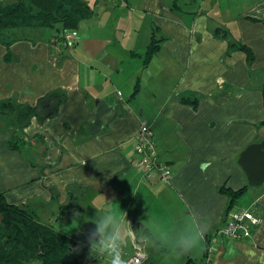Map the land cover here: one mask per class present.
I'll return each instance as SVG.
<instances>
[{"label": "crops", "instance_id": "obj_1", "mask_svg": "<svg viewBox=\"0 0 264 264\" xmlns=\"http://www.w3.org/2000/svg\"><path fill=\"white\" fill-rule=\"evenodd\" d=\"M177 3L99 0L93 17L67 31L78 34L72 46L63 31L0 43V98L36 106L52 92L64 97L52 117L32 120L24 140H11L10 130L0 141L1 161L14 160V168L0 171V191L76 237L83 264H106L88 246L106 208L127 212L134 231L145 221L144 235L153 225L172 234L192 216L203 221L194 252L154 248L137 232L123 249L127 261L145 253L143 264H264V187H250L253 202L239 204L262 219L251 236L217 235L228 223L221 188L248 185L238 159L264 140V0ZM217 28L254 51L253 65L214 37ZM155 35L161 49L146 64ZM143 122L152 126L160 161L172 169L169 182L143 177L136 151Z\"/></svg>", "mask_w": 264, "mask_h": 264}, {"label": "trees", "instance_id": "obj_2", "mask_svg": "<svg viewBox=\"0 0 264 264\" xmlns=\"http://www.w3.org/2000/svg\"><path fill=\"white\" fill-rule=\"evenodd\" d=\"M174 4H178L177 0H174ZM94 14V8L86 0H0V43L10 47L19 40L12 36L24 27L56 28L60 25L62 27L57 29L58 33L78 29L83 20ZM213 35L216 39L228 41L231 50L244 52L248 64L253 65L256 60L254 51L241 42L233 41L228 30L217 28ZM162 41L156 35L151 38L144 55L146 64L160 51ZM60 95V92L47 94L36 106L12 100L3 101L0 102V114L6 115L10 124L23 132L34 118L41 122L57 113L64 103V97L61 98ZM192 102L197 104V101ZM14 138H18L16 134ZM250 187L247 185L236 191L221 188V192L229 199L227 219L230 211L244 208L237 201ZM249 227L253 229L251 225ZM76 239L59 231L54 225L41 221L27 207L10 203L5 192L0 191V264H83L84 251L73 247ZM211 244L212 241L208 238L205 250L207 259Z\"/></svg>", "mask_w": 264, "mask_h": 264}, {"label": "clouds", "instance_id": "obj_3", "mask_svg": "<svg viewBox=\"0 0 264 264\" xmlns=\"http://www.w3.org/2000/svg\"><path fill=\"white\" fill-rule=\"evenodd\" d=\"M74 215L78 217L80 214L76 212ZM94 223L97 227L88 235L90 255L93 258L105 260L106 264H128L124 258L123 249L136 236L137 232L141 233L139 239L149 243L152 247L170 245L181 254L194 252L199 247L204 234L203 221L192 216L185 222L183 228L172 234L153 225L149 229V233L144 235V230L149 227L148 224L141 221V229L134 231L127 219V212L120 208L118 210L106 208L104 214L98 215Z\"/></svg>", "mask_w": 264, "mask_h": 264}, {"label": "built area", "instance_id": "obj_4", "mask_svg": "<svg viewBox=\"0 0 264 264\" xmlns=\"http://www.w3.org/2000/svg\"><path fill=\"white\" fill-rule=\"evenodd\" d=\"M78 37L77 32H68L64 37L67 46H72ZM136 151L140 156V166L143 175L148 178L160 177L164 181L171 179L172 173L168 165L159 161L157 143L154 138L152 126L146 122L140 125L137 135ZM262 219L252 211L245 208L232 210L228 214L227 225L217 232V235H225L229 238H248L251 236L250 227L258 226ZM148 259L144 253H138L132 256L128 264H143Z\"/></svg>", "mask_w": 264, "mask_h": 264}, {"label": "rangeland", "instance_id": "obj_5", "mask_svg": "<svg viewBox=\"0 0 264 264\" xmlns=\"http://www.w3.org/2000/svg\"><path fill=\"white\" fill-rule=\"evenodd\" d=\"M5 2H8L10 0H4ZM89 2V4L93 7H95V1H99V0H86ZM101 1V0H100ZM183 1V0H181ZM231 0H225L226 4L229 5ZM136 5V4H135ZM96 10H99V7H96ZM60 25H58L56 28H48L45 27L44 31H42L41 29H39L38 27H24L19 29L18 31H16L15 36H12L13 39H17V38H23V39H27L30 41H35L38 40L40 38H45L48 34H54V33H58L57 29H60ZM43 32V37H42V33ZM62 32V31H61ZM8 98V97H6ZM4 98L5 100H3L2 98H0V102L3 101H7L9 100ZM12 100V99H10ZM14 101V100H12ZM10 130H15V134L17 135L18 138H20L21 140H23V136H24V131L21 132V130H16L9 122V119L6 115L0 114V141H3L11 134ZM11 139L14 137H10ZM14 140V139H13ZM0 148H1V144H0ZM159 152V151H158ZM0 164H5V165H0V171L2 173H5L6 171H8V169H12L14 168V160H7L5 163L3 161H1L0 159ZM172 170V169H171ZM14 183V179L11 181H8V184L10 185V187L16 185L13 184ZM264 187V185L262 186ZM251 194V193H250ZM249 193L244 194L241 198L238 199L237 203L240 205H244V206H249L252 202H253V198L251 197ZM26 207V206H25ZM40 218L43 219L44 214H39ZM124 255V254H123ZM32 264H41L39 262H34Z\"/></svg>", "mask_w": 264, "mask_h": 264}, {"label": "water", "instance_id": "obj_6", "mask_svg": "<svg viewBox=\"0 0 264 264\" xmlns=\"http://www.w3.org/2000/svg\"><path fill=\"white\" fill-rule=\"evenodd\" d=\"M238 164L243 169L248 185H264V140L250 144L240 155Z\"/></svg>", "mask_w": 264, "mask_h": 264}, {"label": "bare ground", "instance_id": "obj_7", "mask_svg": "<svg viewBox=\"0 0 264 264\" xmlns=\"http://www.w3.org/2000/svg\"><path fill=\"white\" fill-rule=\"evenodd\" d=\"M35 119V118H34ZM32 123V122H31ZM31 125V124H30ZM30 127V126H29ZM29 127H27L25 130H27ZM23 140H24V138H22ZM26 139V138H25ZM157 150H158V147H157ZM158 156H159V152H158ZM159 158H160V156H159ZM159 161H160V159H159ZM161 162V161H160ZM162 163V162H161ZM162 164H165V165H167L166 163H162ZM170 167V166H169ZM142 170V169H141ZM170 170H171V168H170ZM143 173V172H142ZM171 173H172V171H171ZM143 177L144 178H146L144 175H143ZM158 176H156L155 178H157ZM155 178H151V179H155ZM158 178H160V177H158ZM171 178H172V176H171ZM146 179H148V178H146ZM160 180H162L161 178H160ZM171 180V179H170ZM169 180V181H170ZM162 181H164V180H162ZM169 181H164V182H169Z\"/></svg>", "mask_w": 264, "mask_h": 264}, {"label": "flooded vegetation", "instance_id": "obj_8", "mask_svg": "<svg viewBox=\"0 0 264 264\" xmlns=\"http://www.w3.org/2000/svg\"><path fill=\"white\" fill-rule=\"evenodd\" d=\"M67 33H68V32H66L65 35H66ZM64 37H65V36H64ZM64 37H63V39H64Z\"/></svg>", "mask_w": 264, "mask_h": 264}]
</instances>
